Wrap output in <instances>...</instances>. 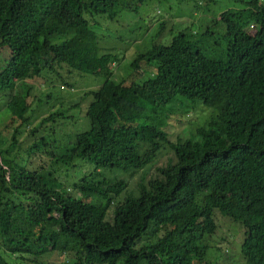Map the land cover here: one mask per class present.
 I'll list each match as a JSON object with an SVG mask.
<instances>
[{
    "label": "trees",
    "instance_id": "trees-1",
    "mask_svg": "<svg viewBox=\"0 0 264 264\" xmlns=\"http://www.w3.org/2000/svg\"><path fill=\"white\" fill-rule=\"evenodd\" d=\"M147 1L0 0V264H227L207 258L217 213L244 226L240 264H264V0H171L139 25ZM123 34L146 44L116 75L101 40ZM75 70L103 78L71 105L88 127L32 123L31 80ZM177 96L214 112L172 136Z\"/></svg>",
    "mask_w": 264,
    "mask_h": 264
},
{
    "label": "rangeland",
    "instance_id": "rangeland-1",
    "mask_svg": "<svg viewBox=\"0 0 264 264\" xmlns=\"http://www.w3.org/2000/svg\"><path fill=\"white\" fill-rule=\"evenodd\" d=\"M231 3V1L222 0L219 3V7H226ZM177 5L171 0H148L145 5H143L139 14L133 15V21L139 25L143 23L140 17L149 22L151 19H154L155 24L163 18L172 17L174 11L177 9ZM161 18V19H160ZM188 19L189 17H183ZM111 35L112 33L109 32ZM120 33V32H119ZM110 39L103 37L101 40L102 44H108L109 46H116L120 54L119 62L115 65L116 75H123L127 70V62L132 58V52L136 49L144 48L146 40L144 38L140 39L138 37H129L126 34L121 36L122 39L118 36ZM129 43L132 45L129 46ZM135 46V48H133ZM2 58H0V63H2ZM58 72L65 75H68L67 68L64 66L57 68ZM55 75L56 73L53 72ZM51 71L44 74V79L41 78L31 80L32 87L30 89V95L28 101L31 103L33 108V122L37 123L41 116L48 114L51 110H65L66 117L64 119V126L59 127L58 129L62 133L69 132L71 130H82L87 128L89 123L85 115V110L82 111L75 106H71L75 99H79L81 94L87 88H96L103 81L101 76L88 73L80 72L78 70L70 73V80L73 82V85H67L61 80L53 79L55 75ZM114 74V77H116ZM50 80V81H49ZM53 81V83H52ZM53 84V87L51 85ZM55 85V86H54ZM44 91L50 92L51 94L46 97V94L43 96L45 100L43 102H38L37 98L44 94ZM178 99V100H176ZM176 99L172 100L169 106L172 105V112L170 113L168 130L171 131L172 136L177 134L186 135L188 131H193L200 122L206 120L211 114H213L212 107L198 101L193 100H182L178 96ZM89 100L88 98L85 99ZM176 100V101H175ZM6 119L5 115L0 116V125L4 124ZM167 150V149H166ZM166 150H164L166 152ZM78 167L86 169L87 166H84L83 162H78ZM77 167V168H78ZM66 167H63L65 169ZM70 167L69 172L71 173L70 177L76 175L78 169ZM131 188L135 187L136 177L133 179L130 178ZM218 221V231L213 235L206 237L207 242L210 243L211 247L207 252V258L210 260H216L220 263L227 264H240L243 262V255L241 253V242L244 238V226L241 222L229 219L228 217L222 216L221 214L216 215ZM51 256L50 260L62 261L65 259V256Z\"/></svg>",
    "mask_w": 264,
    "mask_h": 264
}]
</instances>
